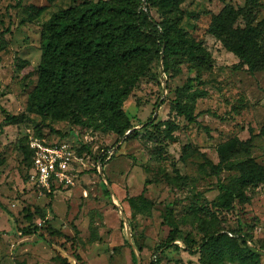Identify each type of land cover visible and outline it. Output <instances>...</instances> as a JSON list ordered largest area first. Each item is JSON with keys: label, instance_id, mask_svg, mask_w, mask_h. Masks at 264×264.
Here are the masks:
<instances>
[{"label": "rangeland", "instance_id": "1", "mask_svg": "<svg viewBox=\"0 0 264 264\" xmlns=\"http://www.w3.org/2000/svg\"><path fill=\"white\" fill-rule=\"evenodd\" d=\"M82 1L0 0V107L13 118L7 123L0 113V264H62V257L68 264H136L132 253L141 264H202L200 254L186 248L214 232L241 236L264 264V254L252 247L264 240V57L250 75L210 32L215 19L242 31L239 10L246 0L176 4L171 18L201 44L208 66L175 56L163 73L153 37L142 36L149 56L129 62L113 81L122 100L115 114L125 130L119 139L106 127L110 111L85 108L83 88L73 83L43 116L35 113L47 93L39 69L46 24ZM248 6L252 25L264 30V0ZM149 10L156 22L165 18L157 7ZM263 52L264 34L254 41L253 55ZM177 102L195 123L177 114ZM32 137L72 146L78 159L72 184L34 185L27 152ZM103 151L102 177L97 157ZM220 159L226 161L216 174ZM32 224L44 239L20 232ZM172 230L177 248L157 251Z\"/></svg>", "mask_w": 264, "mask_h": 264}, {"label": "trees", "instance_id": "2", "mask_svg": "<svg viewBox=\"0 0 264 264\" xmlns=\"http://www.w3.org/2000/svg\"><path fill=\"white\" fill-rule=\"evenodd\" d=\"M77 0H73L75 3ZM143 1L146 3L142 6ZM180 0H108L93 2L84 0L71 8L58 12L46 24L43 39L42 60L39 66L43 84L47 93L36 104V114L43 116L48 107L57 103L62 96V89L68 83H73L83 88L85 93L82 104L85 108L95 111H110L112 116L105 120L106 127L114 133L118 139L125 130L121 123H117L116 113H121V94L114 90L113 81L116 74H120L129 64L140 58L149 56V43L142 36L150 34L155 41V54L161 59L163 73L167 72L169 58L179 56L196 68L209 65V57L201 44L187 37L186 33L178 27L179 18H171L175 13L176 4ZM252 0H246L245 6L239 10L244 29L242 31L232 28V24L223 25L218 19L214 20L210 32L247 67V72L253 75L257 70V63L264 57L253 55L254 41L264 34V30L252 25L249 4ZM150 7H157L165 18L156 22L150 15ZM231 23L232 10L225 9ZM142 38V39H141ZM113 87V88H112ZM102 101L101 107L93 106L94 101ZM91 104V108L89 107ZM162 100L160 104L162 105ZM156 106L158 104L156 103ZM175 110L186 122L195 123V117L190 110L179 102L175 104ZM0 113L4 121L10 123L9 117L0 107ZM122 118L124 116L121 114ZM30 159L32 153L28 148ZM106 152L99 154L97 161L103 169L107 164ZM111 160V158L109 159ZM108 160V161H109ZM226 159H220L215 167L216 174L221 170ZM149 184L145 181L143 190ZM230 201L234 200L228 188L222 187ZM24 235L39 233V228L29 225L21 229ZM54 232L48 231L52 237ZM58 236H60L58 234ZM178 239V231L172 230L167 238L156 248H177L175 242ZM47 244L51 246L50 242ZM246 240L241 236L229 237L226 233L214 232L205 235L194 248H186L192 255L199 253L202 264L206 258L210 264H225V262L240 264H257L258 254L252 252L246 246ZM264 254V240L256 246H252ZM140 252V250L138 249ZM133 259L136 261L134 254ZM67 258L62 257V264H68ZM155 259L150 264H158Z\"/></svg>", "mask_w": 264, "mask_h": 264}, {"label": "built area", "instance_id": "3", "mask_svg": "<svg viewBox=\"0 0 264 264\" xmlns=\"http://www.w3.org/2000/svg\"><path fill=\"white\" fill-rule=\"evenodd\" d=\"M28 148L32 153L31 181L37 188L49 190L56 185L72 184V172L78 159L69 143L32 137Z\"/></svg>", "mask_w": 264, "mask_h": 264}, {"label": "water", "instance_id": "4", "mask_svg": "<svg viewBox=\"0 0 264 264\" xmlns=\"http://www.w3.org/2000/svg\"><path fill=\"white\" fill-rule=\"evenodd\" d=\"M143 3H144V1H143ZM98 172L103 177V175H102V168L101 167L98 168ZM132 249L134 250V248H132ZM136 264H141L140 258L137 255H136Z\"/></svg>", "mask_w": 264, "mask_h": 264}]
</instances>
